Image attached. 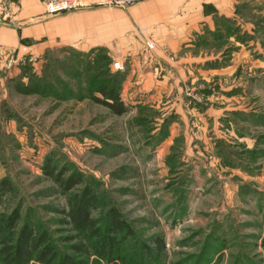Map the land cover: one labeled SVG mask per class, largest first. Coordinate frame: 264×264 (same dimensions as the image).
Returning a JSON list of instances; mask_svg holds the SVG:
<instances>
[{"label": "rangeland", "instance_id": "obj_1", "mask_svg": "<svg viewBox=\"0 0 264 264\" xmlns=\"http://www.w3.org/2000/svg\"><path fill=\"white\" fill-rule=\"evenodd\" d=\"M44 1L47 16L134 4L48 13ZM240 1L247 7L233 18L248 41L210 39L208 47L193 48L192 58L198 55L200 62L191 70L201 75L189 74L160 104L141 95L135 104L126 95L127 111L121 115L77 90L72 74L78 72L84 84L92 71L66 58L76 54L89 61L93 55L102 68L107 49L51 52L61 60L51 82L75 92L66 97L56 87L65 98L17 93L9 78L25 67L19 59L26 57L24 64L41 75L46 60L24 51V44L7 50L0 66V181L8 180L12 190L0 197V217L18 209L16 231L24 223L45 229L59 250L68 251L65 238L76 233L61 221L67 220L66 196L41 171L49 157L59 168L79 172L97 193L94 216L103 218L113 206L127 220L133 235L122 253L134 256L141 247L143 252V245L154 246V237L163 241L159 263L145 253L137 263L264 264V0ZM9 2H0V23L19 28ZM31 54L37 60L31 61ZM207 60H215L216 67L206 66ZM113 63L111 71H119ZM97 73L101 76L100 69ZM188 92L193 95L186 97ZM120 97L123 101L122 89ZM178 137L183 143L173 142ZM170 154L174 159L168 163ZM226 154L230 159L222 158Z\"/></svg>", "mask_w": 264, "mask_h": 264}, {"label": "crops", "instance_id": "obj_2", "mask_svg": "<svg viewBox=\"0 0 264 264\" xmlns=\"http://www.w3.org/2000/svg\"><path fill=\"white\" fill-rule=\"evenodd\" d=\"M42 1L8 3L9 10L14 6L11 12L20 27L0 23V66L7 50L23 44L27 51L36 54L58 49L87 53L107 49L114 62L125 64L121 84L125 105L126 95L135 104H139L134 101L138 95L150 96L155 104H160L189 74L201 75L191 70V64L200 62V56L192 58L195 34L204 28L214 29L216 12L233 17L241 2L141 0L126 9L92 8L47 16ZM147 42L152 49L148 50ZM199 72L205 74V70Z\"/></svg>", "mask_w": 264, "mask_h": 264}, {"label": "trees", "instance_id": "obj_3", "mask_svg": "<svg viewBox=\"0 0 264 264\" xmlns=\"http://www.w3.org/2000/svg\"><path fill=\"white\" fill-rule=\"evenodd\" d=\"M246 7V3L238 5L235 13H239V10ZM240 32L243 31L233 17L218 15L216 12L214 14V29L204 28L201 33L197 32L194 39L195 47L193 48L208 47L211 44L210 39L224 43L230 37H234L237 42L245 43L248 41V33L245 39L240 36ZM50 54V51L44 54L46 62L41 72L42 75L38 74L33 65L25 64V67L21 69V73L11 79L17 93L65 98L63 97L64 94L56 88L61 87L62 91L67 92L66 97H73L75 92L68 84L57 86L56 83L51 82L50 75L55 73L56 67H58L57 64L61 60L60 58L53 59ZM102 55L104 56L103 53ZM105 55L102 68H99L98 61L95 64L97 58L94 59L93 55L90 58L91 60L88 59L89 61L76 54H70L66 58L83 65L86 72L91 73L92 71L87 76L86 83L84 82V88H82L84 84L81 83L80 74L78 72L72 74L78 80L77 90L78 88L82 89L84 91L82 93L86 94L85 97L106 106L113 114L121 115L127 111V107L120 97L123 74L120 71H111L110 66L113 60L109 54ZM54 63L55 68L53 67ZM214 63L215 60H207L205 65L216 67ZM99 69L101 70V76L96 75ZM79 83L81 84L79 85ZM67 87H70V89ZM140 110L144 111L145 108H140ZM167 124L168 120L162 124V128H164L163 137L168 135L165 129ZM183 139V137H178L173 142L175 144L183 143ZM219 144V149L222 151L223 143L219 141ZM175 149V146L172 147L173 153ZM250 154H255V152H250ZM171 156L172 154L167 158L168 163H170L171 158L174 159ZM222 158L230 159V156L226 154ZM182 165H184L183 161L180 163V166ZM41 171L66 196L68 207L64 214L67 220L61 221L71 225L76 234L65 238L68 251L59 250L53 244L48 231L45 229L24 223L16 231L20 215L18 209H14L11 214L0 217V264H142L137 263V260L142 259L143 253L150 259L154 258V262L159 263L163 254L164 243L158 237H154L153 247L143 245V252L141 247L134 256L122 253L123 243L133 235L131 226L123 218L120 211L113 206L105 211L103 218L94 216L98 208V195L91 186L84 183L85 180L79 172H70L65 167L59 168L57 163L52 162L49 157L45 158ZM183 177L185 176L183 175ZM11 190L12 185L8 180L3 179L0 181V197ZM217 240H219L220 246L224 244L222 239Z\"/></svg>", "mask_w": 264, "mask_h": 264}, {"label": "built area", "instance_id": "obj_4", "mask_svg": "<svg viewBox=\"0 0 264 264\" xmlns=\"http://www.w3.org/2000/svg\"><path fill=\"white\" fill-rule=\"evenodd\" d=\"M139 0H95L94 2H89L86 0H45L44 1V7L48 13H55L59 11H67V10H78L88 7H105V8H113V7H119V8H125L128 5H131ZM94 5V6H92ZM2 7H0L1 10ZM149 45V44H148ZM150 47V45H149ZM26 50V47L24 51ZM31 61L37 60V56L35 54H31L30 56ZM19 61L25 65V62L27 61V58L24 57L23 59H19ZM113 66L115 69L119 71H123V65L119 62H114ZM199 87H202V85H199ZM195 90H198L197 88ZM186 91V90H185ZM187 96H192L193 93L188 92L185 94Z\"/></svg>", "mask_w": 264, "mask_h": 264}]
</instances>
